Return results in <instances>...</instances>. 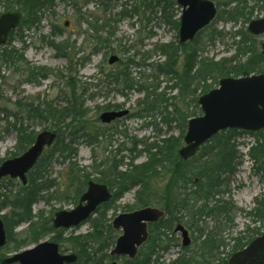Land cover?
Wrapping results in <instances>:
<instances>
[{
	"label": "rangeland",
	"instance_id": "rangeland-1",
	"mask_svg": "<svg viewBox=\"0 0 264 264\" xmlns=\"http://www.w3.org/2000/svg\"><path fill=\"white\" fill-rule=\"evenodd\" d=\"M212 1L218 7V16L215 22L203 30L190 46L200 48L199 60L220 62L236 55L238 49L236 42L241 40L237 34L242 32L248 34L249 23L264 18V8H261L264 7V0H248L246 10L255 9L249 22H245L244 19L231 22L226 20V15L222 16V12L227 13L233 8L242 7V2L238 3L237 0ZM152 3V7L146 8L149 5L146 0H56L55 8L46 13L38 27L32 29L19 27L12 36L11 46L7 44L2 48V50L15 48L17 51L23 52L28 64H18L15 67L3 65L1 68L0 160H7L9 155L20 151L16 130L18 122L23 121L28 131L35 136L45 131L57 134L54 146L52 149L50 148L51 151L49 149L42 155L44 158L47 157L42 165V169H44L42 175L44 180L52 181L54 187L42 193L39 202L33 207L34 216L43 212L45 219L52 214L54 218L58 211L74 209L76 205L71 200L72 198L67 199L66 197L67 195L73 196L74 190L84 179L83 175H89L94 181L99 179L101 173L106 172L108 166H111L115 161L119 162L122 172L129 169L134 159L135 164L145 163L148 160V154L144 152L146 145L180 137L181 129L176 122L175 109L184 113L187 110L195 111V104L191 101L192 96L190 95L193 93V88L191 87L186 95L180 91L179 86L176 88L175 74L159 72L160 68L167 69L165 65L168 56L163 54L162 48L165 46H170L173 49L178 47L180 44L179 29L166 23L162 5L157 6L154 1ZM77 9L78 11L80 9V12H77ZM134 9H138V13L134 12ZM2 13L4 11L0 8V14ZM181 14L182 9L179 6H174L172 10L167 11V15L171 16L170 23L180 22ZM220 15L221 20H219ZM92 26H96L100 30L98 34L92 30ZM54 29L61 33L54 34ZM213 35L215 39L211 42L210 39ZM255 39L258 51L262 52L264 34ZM51 42H67V46H70L68 53L74 57L72 65L68 58L59 55L58 51L50 44ZM171 49L168 51L170 52ZM179 54L180 58L174 68L177 76L183 70L184 64V54L183 52H179ZM113 56L119 60L110 65L109 60ZM250 57H240V63L246 64ZM82 60H85L84 67H77ZM29 68L46 69L47 78L39 77L35 83L28 82L26 77ZM123 70H127L135 83L136 87L133 90L124 89L122 83H109L105 78L107 74ZM71 78L74 80L78 99L80 97L78 101L71 98V88L68 86V81ZM224 78H232V76ZM213 80H209L207 83L213 85L215 89L219 86L220 79H218L217 85L213 84ZM140 88L142 91L139 90ZM154 90H156L155 95L161 96L162 102L158 107L156 106L157 108L152 113L142 114L144 117H139L138 113L144 109L140 107L141 101L146 99L147 95L153 97ZM82 94H84L83 97ZM197 95L199 100L202 94L199 91ZM166 100L168 103H165ZM31 102H35L36 106L40 104L43 108L51 105L58 110L67 109L71 104H82L85 114L79 124H73L72 117L65 116L62 120L64 123L58 129H61V134L65 138L64 144L71 142L72 133H76L81 126L94 138V142L89 143L90 138L80 137L84 132H79L74 138L76 140L71 143L72 148L77 151L76 154L65 153L62 155L60 150L52 152L57 147L59 131L57 133L51 124L42 120H26L19 113L18 103ZM114 107L122 111L128 110V116L111 124H103L100 121V116L107 112L108 108L116 111L113 109ZM200 115L199 113L197 117ZM173 118L175 120L172 122L167 121ZM68 125L72 126L68 127ZM259 133L253 134H257L260 142H263L264 132ZM258 139L247 132H240L234 136L241 161L233 174L223 176L221 179L225 185V188L221 189L223 192L208 204L210 207L227 206L230 208V212L226 215L203 214L200 217L195 216L194 219H191V211L196 208H189V212H181L179 217L183 219V222L174 221L172 230L164 228L161 230L169 237V239H164L166 236L163 235V243L156 249V255L160 258L161 264H170L178 258V254H183L184 250H187L188 255L193 254L202 240L214 232H217L220 238L227 239V246L221 247L220 253H214L216 257H206V259L211 260L213 264H220L225 260L229 261L234 254L233 248L236 242L232 241V238H239L242 235L245 241H248L253 236L254 239L256 238V235H252L250 232L254 231L255 234L263 232L264 219L257 218L255 214L259 207L258 202L264 201V171H257L256 164L249 156V149L256 145ZM133 141L139 142L137 148L139 154L130 152ZM184 146V139H182L180 149ZM69 155H71L70 158ZM70 165L77 168L80 181H75L71 192L67 193L72 184L68 178ZM35 171L36 169H34ZM166 182L167 176L162 173L156 181L154 190L163 194L167 188ZM28 186L29 182L27 186H24L20 180L8 178L0 182V205L4 201L8 202V205L1 211V215L10 213L12 206L9 202L22 188ZM137 192L138 188L130 190L113 205L112 208H116L107 212L102 223L105 231L109 225H112L115 217L128 213L127 209L135 207ZM201 205L203 202H199L197 208ZM152 207L160 208L155 205ZM250 213H252L251 216ZM97 217L95 215L93 218ZM168 219L169 217L164 216L163 221L166 222ZM178 225L184 226L189 231L192 240L190 246H182L181 233L175 232ZM27 231L28 224H23L13 232V235L16 234L14 237L16 242L24 241L26 243L19 250L21 252L35 246L28 239ZM112 231L115 240L122 234L121 231H115L113 228ZM92 233V224L87 221L80 227L67 230L63 238L70 239L74 236H86ZM53 236V234H49L41 238L40 242L52 241ZM15 244V242H11L7 249L1 252V256L8 258L19 252L13 250ZM58 246L62 255L76 254L70 242H63ZM165 246H168L167 250L163 249ZM94 248L96 250L98 244L91 242L86 249L92 257H94ZM101 255L98 253L96 257ZM197 259L201 260L199 257L195 258L196 261ZM115 261L118 264L125 263L123 258H116ZM153 261H156L155 257H153ZM111 262L108 259L104 264H111Z\"/></svg>",
	"mask_w": 264,
	"mask_h": 264
},
{
	"label": "trees",
	"instance_id": "trees-1",
	"mask_svg": "<svg viewBox=\"0 0 264 264\" xmlns=\"http://www.w3.org/2000/svg\"><path fill=\"white\" fill-rule=\"evenodd\" d=\"M146 1L149 2V5H147L146 8L152 7L153 1L156 2L157 6L162 5V11L164 13V20L166 23L169 25L172 24L176 29H179L180 22L170 23L171 16L167 15V11L172 10L174 6H176L174 1ZM237 2H242L241 5L243 4V6L233 8L227 13L222 12V16L223 14L226 15V20L231 22H237L239 19H244L245 22H249L251 20L253 10L255 9L246 10L248 0H237ZM55 5L56 0H0V8H2L4 12L17 11L22 14L23 18L20 27H26L27 29L38 27L46 13L54 9ZM77 12H80V9L79 11L77 9ZM134 12L138 13V9H134ZM221 19L222 17L220 15L219 20ZM92 30L97 34L100 31L96 26H92ZM57 33H61V31H56V29H54V34ZM13 34L14 32H12L9 37V46H11L13 42ZM237 35L238 37H241V40L236 42V45L238 46L236 55L230 59H224L220 62L207 61L206 59L199 60L200 48L190 46L194 42L184 45L179 44L175 49L170 46L162 48L163 54L168 56V61L165 65L167 69L160 68L159 72L165 74H175L177 79L176 88L179 86L180 91L186 95L188 94L186 92H188L191 87L193 88V93L190 95L192 96L191 101L195 104V111L189 112L187 110L184 113L177 108L175 109V113L177 115L176 122H178V127L181 129L180 137L164 139L159 143L150 144L148 146L146 145L144 152L148 154V160L145 163L135 164L134 159L129 169L122 172L119 168V162L115 161L111 166H108L106 172L101 173V177L99 179L94 180L97 183L107 185L113 192V198L109 203L101 206L89 219V222H91L93 227L92 234L64 239L63 231L55 230L52 225L53 214L47 219L44 218L43 212H40L37 216L33 215V207L39 202L42 193L45 190H50L54 187V183L52 181L44 180L42 175L44 169H42V165L47 157H41L39 163L34 168L36 171L34 172L33 170L29 174V186L22 188L13 200L9 202L11 203L12 209L9 214L3 216L2 218L8 232L7 246L11 242H15L16 244L13 247V250L19 251L22 246L26 245L24 241L16 242L14 240L16 234L13 235V231L23 224H28V239L31 243L36 244L41 240V238L49 234H54L52 241L58 244L63 242L72 243L73 249L79 256V264H104L106 260H111L109 252L115 245V235L112 231V226L109 225L106 231L102 226V223L106 218V214L109 210L116 208H112L113 205L122 199L127 192L134 188H138L135 207H130L127 210L131 212L136 210L135 208L140 209L155 205L159 206L160 209L165 212V216L169 217V219L166 222L162 219L158 224L151 225L149 229V240L140 249L137 258L133 261H129L124 258V264H161L159 262L160 258L156 255V249L161 247L163 243L162 236L165 235V233L163 231L161 232V230L163 228L172 230L174 221L183 222V219L179 217L181 212H189V208H196L193 211H191L192 209L190 210L192 213L191 219H194L195 216L200 217L203 214H228L230 212L229 207H210L208 204L214 200L216 195L223 192L221 191V189L225 188L224 181L221 180L223 176L226 174H233L241 161V155H239L237 145L234 140V136L240 134V132L236 130H229L216 135L211 139V141L201 148L200 152L194 158L186 162L180 158L179 149L182 145L183 134L187 130L188 121L197 117L199 113L202 114L198 105L199 96L197 95V92L200 91V94L204 95L214 89V86L209 85L207 81L214 79L213 84L217 85L218 79L221 80L224 77L232 76L239 78L250 76L252 74L264 73V53L258 51V44L255 37L249 36L245 32ZM214 39L215 37L213 35L211 36L210 41L213 42ZM50 44L58 51L60 56L68 58L72 65L74 57L71 53H68L70 46H67V42H51ZM168 49H171V51L169 52ZM179 52H183L184 54V64L183 70L177 76L174 68L177 64L178 58H180ZM243 56H251L246 64L240 63V57ZM18 64H28L25 60L23 52L17 51L15 48H4L3 50L0 48V73L3 65L15 67ZM232 64L235 65L231 66ZM84 65L85 60H82L78 63L77 67H84ZM39 77L46 79L47 70L43 68L28 69V76L26 77L28 82L35 83ZM105 78L109 81V83H122L123 88L126 90H133L136 87L130 74L127 73V70L107 74ZM201 83L203 84L201 85ZM68 84L71 88V98L78 101L80 97L78 99L74 80L72 78L69 79ZM139 90L142 91L141 88ZM155 92L156 90H154L153 97L151 95H147L146 99L141 101L140 107H143L144 109L138 113L139 117H144L142 114L152 113L153 110L158 107L160 102H162L160 99L161 96L155 95ZM83 96L84 94H82V97ZM165 103H168V100H166ZM17 105L18 109H20L19 113L22 114L26 120H42L51 124L53 130H56L57 133L59 131L60 137L58 139L57 147L53 149L52 152L60 150L61 154L63 153L62 155L65 153L71 155L76 154L77 151L72 148L71 143L76 140L74 138L79 132H84L80 137H88V139L90 138L88 140L89 143L94 142V138L90 136L88 132H85L86 129L81 126L78 128L76 133H72L71 142L69 144H64L65 138L63 134H61V129H58L62 123H64L62 120L65 116H71L73 124H79L85 114L82 110V104H71L69 108L63 110H58L51 105L43 108L40 104L36 106L35 102L25 104L18 103ZM113 109L118 110L119 108L114 107ZM109 110L111 109L108 108L106 111ZM173 120L175 119H168L167 121L172 122ZM70 126L72 125H68V127ZM16 130L18 133V146L20 151L13 154V157L19 156L27 151L36 140V136L28 131L23 121L18 122ZM261 132H264V130ZM261 132L259 134H261ZM250 134L258 139L257 134ZM256 142V145L249 149V156L256 164V170L264 171V141L260 142L258 139ZM138 145V141H133L130 152L137 154ZM71 155L68 157L70 158ZM3 161L4 160H0V164ZM77 172L78 170L75 166H69L68 178H70L72 184L70 185L67 193L71 192L75 181H80V179H78ZM162 173L167 176V188H165V192L163 194H160L154 189H156V181ZM83 178L84 179L80 181V184L74 190L73 196L67 195L66 197L67 199L71 197L74 205L78 204L80 196L85 192L88 182L91 181V177L89 175H83ZM199 202H203V205L197 208V204ZM7 205L8 202H2L0 205V212ZM258 206L259 207L256 210L255 215L257 218L262 217L264 219V201L258 202ZM100 211L102 212L99 214ZM95 215L98 217L93 218ZM251 215L252 213H250V216ZM250 234L258 235L260 232L255 234L252 231ZM165 236L166 238L164 239H169L167 235ZM252 240H254V236L253 238H249L248 241H245L243 237H237L235 239L232 238V241L236 242L233 252L235 253L243 250ZM226 241L227 239H224L223 237L220 238L217 232L211 233L202 240L201 244L197 247L193 254L188 255L187 250H184V253L178 254V258L170 264H213L212 261L207 260L206 257H216L214 253H220V248L227 246ZM91 242L98 244V248L96 250L95 248L93 249L94 257H92L86 250L88 244ZM163 249L167 250L168 246H165ZM98 253H101L102 255L96 257ZM153 257H155L156 261H153ZM196 257L201 258V260L199 261L197 259L196 261ZM220 264H228V261L225 260Z\"/></svg>",
	"mask_w": 264,
	"mask_h": 264
},
{
	"label": "water",
	"instance_id": "water-1",
	"mask_svg": "<svg viewBox=\"0 0 264 264\" xmlns=\"http://www.w3.org/2000/svg\"><path fill=\"white\" fill-rule=\"evenodd\" d=\"M182 8L179 28L180 44L195 39L197 34L213 22L217 8L211 0H173ZM22 16L17 12L0 16V46L7 44L11 31L18 29ZM252 36L264 34V18L252 21L248 26ZM264 51V44H263ZM113 56L109 64L118 62ZM202 116L188 122L184 137L185 146L179 156L187 161L194 157L202 145L222 131L236 129L258 132L264 129V74L244 78H224L219 88L199 98ZM129 111H108L100 116L103 124H110L128 116ZM57 138L54 132L40 133L34 144L22 155L4 161L0 166V181L4 178L20 180L25 186L28 174L38 163L46 148L53 146ZM112 194L106 185L88 182L86 192L80 197L79 204L71 211H60L55 214L53 226L58 228L76 227L87 221L102 204L108 203ZM164 212L158 208L146 207L131 213L118 215L112 222L116 231H122L117 239L111 257H128L134 260L140 248L148 241V226L158 223ZM181 233L183 247L191 243L189 232L182 225L175 229ZM6 245V230L0 219V248ZM76 255H62L59 246L53 242H43L33 249H28L3 261L2 264H73ZM112 264H117L116 262ZM229 264H264V233L256 238L242 251L235 253Z\"/></svg>",
	"mask_w": 264,
	"mask_h": 264
},
{
	"label": "bare ground",
	"instance_id": "bare-ground-1",
	"mask_svg": "<svg viewBox=\"0 0 264 264\" xmlns=\"http://www.w3.org/2000/svg\"><path fill=\"white\" fill-rule=\"evenodd\" d=\"M217 196H219V195H216L215 197H217ZM215 199V198H214ZM82 224H80V225H78V226H76V227H71V228H68V229H65V228H58L57 230L58 231H63V235L66 233V231L67 230H70V229H73V228H77V227H80ZM20 227V226H19ZM19 227H17V228H19ZM16 228V229H17ZM15 231V230H14ZM13 231V232H14ZM254 232V231H253ZM258 233V232H257ZM263 233H264V230H263V232H260V234H256V238H259V237H261L262 235H263ZM15 234V233H14ZM242 234V233H241ZM244 234V233H243ZM17 235H19V234H17ZM74 237H76V236H74ZM240 237H242V235H240ZM72 238V237H71ZM41 243H43V242H38V243H36L35 244V246H33V247H31V248H29V249H33V248H35V247H37L38 245H40ZM8 244V232H7V230H6V245ZM34 244V243H33ZM10 245V244H9ZM15 251V250H14ZM23 252V251H22ZM19 253H21V251H19V252H16V253H14V255L15 254H19ZM14 255H12V256H14ZM76 256H77V261L76 262H74L73 264H79V262H80V260H79V256L77 255V254H75ZM1 256V255H0ZM11 256V257H12ZM3 256H1L0 257V264H2L3 263V261L4 260H6V259H8V258H11V257H8V258H2ZM1 261H2V263H1ZM80 264H85V263H80Z\"/></svg>",
	"mask_w": 264,
	"mask_h": 264
},
{
	"label": "flooded vegetation",
	"instance_id": "flooded-vegetation-1",
	"mask_svg": "<svg viewBox=\"0 0 264 264\" xmlns=\"http://www.w3.org/2000/svg\"><path fill=\"white\" fill-rule=\"evenodd\" d=\"M12 158H14V157H13V154L9 155V157H7V160H8V159H12ZM3 162H4V161H3ZM3 162H2V163H3ZM2 163H1V164H2ZM0 166H1V165H0ZM4 179H6V178H4ZM4 179H2L1 181H3ZM8 179H9V178H8ZM1 181H0V182H1ZM78 204H79V203H78ZM78 204H77V205H78ZM77 205H76V206H77ZM3 216H5V214H4V215H1V212H0V219H1L2 221H3V219H2ZM53 221H54V218H53ZM53 221H52V225H53ZM3 223H4V221H3ZM4 226H5V223H4ZM53 227H54V226H53ZM54 229H55V228H54ZM5 230H6V226H5ZM55 230H57V229H55ZM53 235H54V234H53ZM51 240H52V238H51ZM49 242H53V243H55V244H58V243H56V242H54V241H49ZM5 249H7V245H5L4 247L0 248V254H1V255H2L1 252H2L3 250H5ZM72 255H75V254H72ZM0 257H1V256H0ZM2 258L5 259L6 257L3 256ZM1 263H2V261H1Z\"/></svg>",
	"mask_w": 264,
	"mask_h": 264
}]
</instances>
